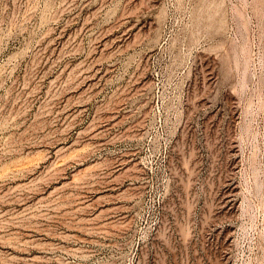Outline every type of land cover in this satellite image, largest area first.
Segmentation results:
<instances>
[{"label":"rangeland","instance_id":"obj_1","mask_svg":"<svg viewBox=\"0 0 264 264\" xmlns=\"http://www.w3.org/2000/svg\"><path fill=\"white\" fill-rule=\"evenodd\" d=\"M0 264H264V0H0Z\"/></svg>","mask_w":264,"mask_h":264}]
</instances>
